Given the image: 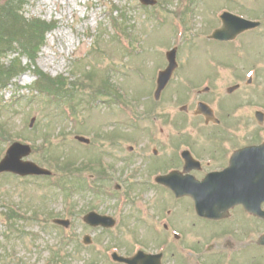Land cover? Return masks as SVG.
I'll use <instances>...</instances> for the list:
<instances>
[{
	"label": "rangeland",
	"instance_id": "374dc122",
	"mask_svg": "<svg viewBox=\"0 0 264 264\" xmlns=\"http://www.w3.org/2000/svg\"><path fill=\"white\" fill-rule=\"evenodd\" d=\"M3 1L5 0H0V3ZM139 1L21 0L23 4L21 7L26 18L57 23V28L45 37L46 46L39 54L37 67L52 77L63 75L71 79L68 81L71 85L67 87L66 93H73L71 101L75 103L76 118L80 124L78 127L70 125V121L65 118L63 112L61 113L62 108L57 102L43 103L42 97L28 93L29 90H26L25 86H29L28 84L32 83L34 78L32 79L29 75L20 77L15 82V87L7 90L2 97L5 103L0 108V124H4V130H6L4 139L10 144L5 140L0 141V160L13 139L21 138L36 145V148L47 141H52L51 144L58 147L54 146L65 160L76 163L81 161V158L90 161L106 159L111 165L117 167L116 176L120 175V178L124 179L126 173H131L132 169L139 167L136 164L140 160L138 154H130L127 148L130 142L134 141L133 139H138L143 143L140 142V144L145 145L148 140L146 131L149 127H154L156 130L163 128L171 146H175L177 140L189 142L191 139L190 143L195 150L203 149V152H209L208 145L211 143L208 139L196 143L200 132H203L202 128L198 130V127L203 125L202 121L193 116L194 107L198 101L197 94L187 96L186 91L187 88L197 89L204 77L213 73L209 64L222 61L221 50L228 51L230 55L232 48L205 44V37L212 28L218 27V21L213 18L222 9L228 8L247 17L257 18L264 14V0H234L235 3L229 0H159L160 5L153 9L142 7ZM184 11L187 14H193L195 21L190 22L188 18L186 19L187 14L183 17V21L186 19L188 29L181 43L182 47L178 50L180 64L176 73L177 80L169 87V97L154 101L149 96L152 80L162 65L166 66L162 55L171 47L177 46L174 45L176 38H173V35L179 29L181 19L176 20V15ZM112 13H119L117 23L123 32L121 36L114 29ZM159 19L163 20V23L159 22ZM196 25H199L200 30ZM11 28L19 32L24 31L17 24ZM24 34L26 37L30 36V33L26 31ZM194 35L199 37L195 39ZM246 37L251 41L246 43L241 40L245 56H237L233 53L225 58L226 61L240 68L252 66L257 68L258 73L254 82L260 87L249 88L243 92V96L247 102L261 103L264 102V59H262L264 49L259 50L264 46V27L259 30V33H250ZM193 38L194 41H192ZM119 39H121L120 42H118ZM185 39H190L191 43H185ZM177 40H180L179 37ZM132 47L134 57H131L132 53H128ZM135 48L141 50L140 52L143 49L145 51L138 56L137 53L140 52L138 50L135 52ZM225 72L230 74L229 69ZM225 74L223 73V76ZM237 75L236 73L234 76ZM104 77L108 79L107 85ZM231 77L225 76L223 82H213L212 85L218 97L213 101L211 94L207 96L206 101L209 104L213 103V106L222 101L221 107L216 106L214 109L224 108L225 118L226 111L229 110L232 113L240 110H234V107L238 105L235 103L237 99L242 98V93H237L230 99L227 96L226 85ZM100 86L107 87L109 95L101 91L102 93L94 96L95 89H99ZM12 95H20L21 98L13 102V108H10L8 102L11 101ZM92 97L96 98L94 102ZM26 98H29V101ZM119 98L128 100L125 103L140 117L135 125L143 127L140 131L131 129L132 126L126 127V124L122 125L123 120L131 122L125 115L120 114L125 112L122 110L120 112L118 109L116 102ZM184 104L189 105L187 112L181 111ZM79 131L94 136L95 146L98 147L84 148L75 142L74 137L80 135ZM1 133L3 134V131ZM115 133L120 135L114 137ZM95 153L97 156L93 157ZM170 153L169 151L167 154ZM116 157H120L122 162L127 163H114ZM29 160L43 164L41 151L32 152ZM151 165L152 167L166 166L164 163H155L154 160ZM56 174L62 183H64L63 178H66V184L80 188L72 196V205L76 211L72 227L64 234L67 238L65 244L62 241L60 228L53 226L51 220L47 225L42 222L44 218L49 221L50 215L55 218H66L67 203L63 193L55 187H49L48 179L30 177L19 179L18 176L14 177L11 174H0V264H113L110 260V249L116 246L121 248L119 254H125L131 252L136 241L152 249L157 247L160 249V246L165 245L161 242L163 240L161 232L155 233L153 228L147 230L150 219L144 209H151L149 202L146 201L147 197L153 196L154 193L151 185H144V187H150L149 190L144 191L147 195L145 199H141L140 196L133 198L137 200V205L134 204L128 208L121 206L115 209L116 199L107 200L105 196L97 198L89 194L82 185L81 181L92 173H66L64 176L60 172ZM144 174L146 175L142 169L140 181L148 180ZM128 180L131 178L124 179V181ZM96 183L97 181L95 185ZM127 184L133 183L127 182ZM110 186L112 188V184ZM140 190H142L140 186L131 188V191ZM91 206L116 218L120 216L123 219L122 224L108 231L88 227L83 222V216ZM170 206H174L173 202L168 199L164 191L159 190L157 201L153 203L154 211L162 216V210ZM8 208L15 210L19 208L33 217H37L35 213H39L40 217L33 223L17 221L12 227L5 226L1 213H5ZM174 220H181L183 228L194 220L186 201L181 200ZM198 224V232L202 234L196 233L194 237L187 238L183 242L185 246L192 247L199 253L182 251L180 243L170 239L168 240L170 245H166L164 250L166 262L169 264H230L239 260L238 264H263L259 261V257L264 254L263 250L253 251L256 250L254 247L249 249L251 252L242 255L231 249L233 242L239 240L241 235L237 239L236 236L231 238V241H227L224 236L217 238L213 240L215 246L210 251L206 250L211 235L207 237L204 234L218 231L224 225L217 226L215 223L203 221ZM239 229L240 227L234 228L236 231H233V236L237 232L239 234L244 232ZM70 235L75 236V242L68 241ZM85 235L91 236L93 240L88 245L82 242ZM51 256L56 260L49 262Z\"/></svg>",
	"mask_w": 264,
	"mask_h": 264
},
{
	"label": "flooded vegetation",
	"instance_id": "af4514ba",
	"mask_svg": "<svg viewBox=\"0 0 264 264\" xmlns=\"http://www.w3.org/2000/svg\"><path fill=\"white\" fill-rule=\"evenodd\" d=\"M219 27V26H218ZM216 29V28H215ZM219 66V65H218ZM231 66V65H230ZM254 69V68H251ZM213 73L211 74L212 79H217V67L212 68ZM244 79L243 77L236 79L234 83L232 84L234 87H236L235 91L232 92L229 96L232 98L234 95L237 93H242V86L244 84ZM244 102V96L242 93V98L237 99L236 103H243ZM215 114V112H214ZM230 114H228V119H227V130L224 131L222 129H219L218 125H207L206 131L208 132V140L210 141L211 145L209 148V152H203V149L199 150H194L196 158H199L200 160L210 158L214 162L210 165H207L206 167L202 166L201 162L199 160V163H193L191 166L189 175L197 180L201 181L203 180L209 173L211 172L212 168L215 167L216 165L223 166L220 169L224 168L225 165H228L232 160L231 156L233 155L234 152L240 151L244 148H253V147H258L263 144L264 138L260 136L261 130L264 128L263 125H253L252 127L255 129L257 133V137L255 135H249L248 131H245L243 133V125H234V121L230 119ZM219 118L222 119L221 113L219 114ZM239 122V121H238ZM234 126V130L231 133H228L231 127ZM225 127V125H223ZM248 129V127H245ZM203 135L205 133L202 132ZM254 138L255 140L251 143L249 142V139ZM215 139V142L213 141ZM221 142V143H220ZM220 143V144H219ZM155 153V152H153ZM156 154V153H155ZM144 153H139V158L140 160H146L147 162H150L149 158L143 157ZM254 155L257 157H263L264 158V147L259 149L258 151L254 152ZM182 163L179 162L178 168H176L180 172H184V162L181 160ZM147 166L145 163L143 164ZM239 164H236L235 168L238 169ZM155 173V171L153 172ZM157 173V172H156ZM155 173V174H156ZM184 176V174H182ZM264 175V162H257L254 164V169L251 170L243 180L238 183L237 185V192L234 195V199L237 201V205L235 207V212L237 214L243 213V214H249V212L252 213H261L264 212V190L256 183L254 179H258ZM239 178V171L237 175V181ZM155 184V183H154ZM157 186V184H155ZM134 186L139 187L137 182L134 184ZM160 186V185H158ZM163 188L165 193L172 198L174 194L167 188L163 187L162 185L160 186ZM198 193L201 192V189L199 188ZM212 192L214 194H219L215 187L213 186ZM239 201H242V203H239ZM190 210L192 211V215L194 216V224H188L186 226V230L190 233H199L197 230V223H199V220H204V221H209L213 223H219L221 220H210L207 218H202L199 217L198 214L196 213L194 206L189 205ZM239 212V213H238ZM179 221H175L173 218L170 220L171 225L176 227V224ZM234 223V222H233ZM228 225H231V223H227ZM233 225V224H232ZM164 229L168 230V226L164 224ZM176 230H178L176 228ZM264 231V227L262 229ZM180 231L185 232L183 229H180ZM200 234V233H199ZM174 238L176 240H181L182 237L181 235H176L174 234Z\"/></svg>",
	"mask_w": 264,
	"mask_h": 264
},
{
	"label": "trees",
	"instance_id": "16d2710c",
	"mask_svg": "<svg viewBox=\"0 0 264 264\" xmlns=\"http://www.w3.org/2000/svg\"><path fill=\"white\" fill-rule=\"evenodd\" d=\"M22 3L20 0H5L0 3V60L7 53L21 51L29 54L32 49L42 40L45 32L51 29V26L40 21H26L21 15ZM16 21H12V20ZM21 27L29 37H26L24 31L19 32L11 27ZM0 63V86L8 82L9 79L19 74V63L17 60L9 61L6 65ZM47 80L46 87L53 84ZM53 87V85H51Z\"/></svg>",
	"mask_w": 264,
	"mask_h": 264
},
{
	"label": "water",
	"instance_id": "95a60500",
	"mask_svg": "<svg viewBox=\"0 0 264 264\" xmlns=\"http://www.w3.org/2000/svg\"><path fill=\"white\" fill-rule=\"evenodd\" d=\"M171 71H172V70H171ZM171 71H170V72H171Z\"/></svg>",
	"mask_w": 264,
	"mask_h": 264
}]
</instances>
